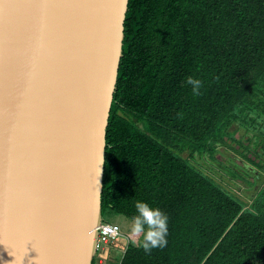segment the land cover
<instances>
[{
    "label": "trees",
    "instance_id": "1",
    "mask_svg": "<svg viewBox=\"0 0 264 264\" xmlns=\"http://www.w3.org/2000/svg\"><path fill=\"white\" fill-rule=\"evenodd\" d=\"M136 199L167 213L165 247L103 220ZM100 200L127 236L113 264H264V0H128Z\"/></svg>",
    "mask_w": 264,
    "mask_h": 264
},
{
    "label": "water",
    "instance_id": "2",
    "mask_svg": "<svg viewBox=\"0 0 264 264\" xmlns=\"http://www.w3.org/2000/svg\"><path fill=\"white\" fill-rule=\"evenodd\" d=\"M127 2L0 0V264H91Z\"/></svg>",
    "mask_w": 264,
    "mask_h": 264
},
{
    "label": "clouds",
    "instance_id": "3",
    "mask_svg": "<svg viewBox=\"0 0 264 264\" xmlns=\"http://www.w3.org/2000/svg\"><path fill=\"white\" fill-rule=\"evenodd\" d=\"M185 83L190 85L193 94H199L201 85L199 77L189 74L185 77ZM101 162L102 158L97 162V175L100 171L99 164ZM133 203L135 212L131 216L129 227L132 243H137L135 237L137 234H140L139 246L145 252H149L153 248L165 247L168 242L167 234L169 230L167 213L159 206L150 204L143 199H136Z\"/></svg>",
    "mask_w": 264,
    "mask_h": 264
},
{
    "label": "rangeland",
    "instance_id": "4",
    "mask_svg": "<svg viewBox=\"0 0 264 264\" xmlns=\"http://www.w3.org/2000/svg\"><path fill=\"white\" fill-rule=\"evenodd\" d=\"M246 134H247V132L245 133V129H243V128H239V129H237L234 132V136L237 137V138H240L241 136H243L242 138L245 141L244 143H247V140H246L247 138L245 136ZM233 145L234 146H237V144H233ZM251 146L253 148V144H251ZM219 150H220V152H218L217 156L220 157L221 160H226L227 161L228 159H232L230 153H228L227 151H224L222 148H220ZM234 161L237 162L236 159H234ZM225 178L227 179V177H225ZM235 181H236V183L233 184V186H235L234 189H236V188L239 187L246 194H248V195H251L252 194V191L254 189L253 188V185H248L247 183L244 182V180L243 181H240L239 178H236ZM103 220L104 221H108V220L115 221V222L119 223V225L126 232L129 231V227H130L131 220L127 219L124 216L117 215V214H112V216L105 215V216H103ZM128 235L130 236V232L128 233ZM126 238H127V236H125V234L124 235H121L119 237V239L117 241H115V244L110 245V247L112 246L111 252H110V249H109L108 252H106V248H105V250L103 251L105 253L102 252L100 254V256H98L97 264H105V263H107V259L108 258L110 259L109 264H113L115 262V257L118 256V255H120V251L117 252V251H115V249H118L119 250V247L120 246L122 247L123 245H125V243L127 241ZM111 253H112V256H111Z\"/></svg>",
    "mask_w": 264,
    "mask_h": 264
},
{
    "label": "built area",
    "instance_id": "5",
    "mask_svg": "<svg viewBox=\"0 0 264 264\" xmlns=\"http://www.w3.org/2000/svg\"><path fill=\"white\" fill-rule=\"evenodd\" d=\"M119 225L110 222H101L96 236V251L103 250L105 245L117 240L121 236Z\"/></svg>",
    "mask_w": 264,
    "mask_h": 264
},
{
    "label": "snow or ice",
    "instance_id": "6",
    "mask_svg": "<svg viewBox=\"0 0 264 264\" xmlns=\"http://www.w3.org/2000/svg\"><path fill=\"white\" fill-rule=\"evenodd\" d=\"M26 241H29V240H25V241H24V247H25V243H26ZM32 246H33L34 248H36L37 252L40 254L41 249H40V247L38 246V244L35 243V242H32ZM25 249H26V248H25Z\"/></svg>",
    "mask_w": 264,
    "mask_h": 264
}]
</instances>
